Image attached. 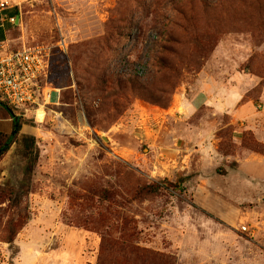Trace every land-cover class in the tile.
Instances as JSON below:
<instances>
[{"label": "rangeland", "instance_id": "1", "mask_svg": "<svg viewBox=\"0 0 264 264\" xmlns=\"http://www.w3.org/2000/svg\"><path fill=\"white\" fill-rule=\"evenodd\" d=\"M3 1L61 101L11 108L0 264H264V0Z\"/></svg>", "mask_w": 264, "mask_h": 264}, {"label": "built area", "instance_id": "2", "mask_svg": "<svg viewBox=\"0 0 264 264\" xmlns=\"http://www.w3.org/2000/svg\"><path fill=\"white\" fill-rule=\"evenodd\" d=\"M5 6L6 2L0 1V10ZM49 74V53L43 46L4 49L0 52V101L11 108L28 106L36 117L38 110L51 104V92H60L51 86Z\"/></svg>", "mask_w": 264, "mask_h": 264}, {"label": "trees", "instance_id": "3", "mask_svg": "<svg viewBox=\"0 0 264 264\" xmlns=\"http://www.w3.org/2000/svg\"><path fill=\"white\" fill-rule=\"evenodd\" d=\"M15 15H18L16 9H15ZM60 101H61V92H59V103ZM0 104L8 111L12 119V131L10 133L0 132V158H1V156L9 149L10 145L15 141L16 137L19 135L22 124L20 122L21 119L20 116L15 115L11 107L6 105L2 101H0ZM33 140L34 139L32 138V144L27 145V147H31L33 145ZM5 201H9V204H11V206L15 208H18L21 204L18 199L13 200L12 190L0 187V205ZM4 210L5 209L0 206V211H4ZM0 217H1V212H0ZM26 223H27V215L22 212H18L16 214V217L14 218L13 217L8 218L4 223V228L2 233L3 241L12 244L16 234Z\"/></svg>", "mask_w": 264, "mask_h": 264}, {"label": "crops", "instance_id": "4", "mask_svg": "<svg viewBox=\"0 0 264 264\" xmlns=\"http://www.w3.org/2000/svg\"><path fill=\"white\" fill-rule=\"evenodd\" d=\"M17 16L18 15H15V9L13 8V5H9V3L7 4V6H5L0 10V52H2L5 49V45L9 39V33L14 26V24L10 22V18L13 17L14 20H17ZM56 103L57 102H54L53 104L56 105ZM259 127L260 126H258V128ZM261 127L263 129V132H261L260 138L264 142V124ZM255 128L256 127H253V129ZM11 131H12V119L8 111L0 104V132L10 133ZM256 137H257V133H256ZM245 161H247L245 163L253 162L256 164H260L264 162V153L263 154L253 153L250 155L249 158L247 157Z\"/></svg>", "mask_w": 264, "mask_h": 264}, {"label": "bare ground", "instance_id": "5", "mask_svg": "<svg viewBox=\"0 0 264 264\" xmlns=\"http://www.w3.org/2000/svg\"><path fill=\"white\" fill-rule=\"evenodd\" d=\"M42 116H43V112L40 111V110H38V111H37V116H36V118L39 119V118H41Z\"/></svg>", "mask_w": 264, "mask_h": 264}, {"label": "water", "instance_id": "6", "mask_svg": "<svg viewBox=\"0 0 264 264\" xmlns=\"http://www.w3.org/2000/svg\"><path fill=\"white\" fill-rule=\"evenodd\" d=\"M17 19H18V16H17Z\"/></svg>", "mask_w": 264, "mask_h": 264}]
</instances>
